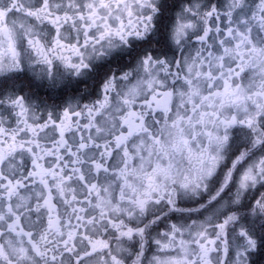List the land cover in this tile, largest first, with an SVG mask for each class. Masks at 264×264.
<instances>
[{
    "label": "snow or ice",
    "instance_id": "1",
    "mask_svg": "<svg viewBox=\"0 0 264 264\" xmlns=\"http://www.w3.org/2000/svg\"><path fill=\"white\" fill-rule=\"evenodd\" d=\"M0 264H264V0H0Z\"/></svg>",
    "mask_w": 264,
    "mask_h": 264
}]
</instances>
